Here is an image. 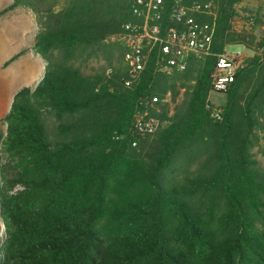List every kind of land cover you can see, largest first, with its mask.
<instances>
[{
  "label": "trees",
  "instance_id": "1",
  "mask_svg": "<svg viewBox=\"0 0 264 264\" xmlns=\"http://www.w3.org/2000/svg\"><path fill=\"white\" fill-rule=\"evenodd\" d=\"M241 1L220 0L214 53L228 44L264 45L231 29ZM130 2L69 0L39 35L45 71L14 94L2 118L0 264H264V173L252 156L264 112V52L238 72L222 119L211 116L209 102L215 55L201 62L186 110L168 117L165 99L183 72L156 70L153 55L131 87L126 68L105 76L71 63L134 20ZM53 50L62 61L49 56ZM137 106L160 118L154 134L135 132ZM46 107L62 123L72 117L71 128L84 134L50 140L40 119ZM202 148V168L183 181L166 180L176 159Z\"/></svg>",
  "mask_w": 264,
  "mask_h": 264
},
{
  "label": "rangeland",
  "instance_id": "2",
  "mask_svg": "<svg viewBox=\"0 0 264 264\" xmlns=\"http://www.w3.org/2000/svg\"><path fill=\"white\" fill-rule=\"evenodd\" d=\"M216 1L219 4L220 12V0ZM13 2L14 0H0V130H6V123L2 118L9 111L14 94L23 86L34 87L38 83L40 77L32 79V74L39 73L42 75L44 73L48 62L37 51V40L46 27L55 26L58 14L68 6L69 0H23L17 7L2 12ZM235 8L237 13L231 19V29L247 35V39L253 40L255 43L262 42L264 30L261 28L247 29L242 23V14L248 8L261 11L264 8V0H242L235 5ZM20 51L23 53L17 59L5 64L9 58ZM226 51L244 53L247 56L244 67L254 56L261 54L258 45L251 50L243 44H228ZM49 56L56 61H62L63 58L58 50L51 51ZM207 57L195 58L190 68L186 72L180 73L174 80L176 92H169L165 99L170 105L168 117H172L176 113H183L186 110L198 69L201 62ZM71 63L86 72L105 76L112 73H108L109 69L123 71L126 68L121 46L116 42H109L104 39L95 49L83 50L82 53L76 54ZM226 100L227 95L225 93L212 91L209 95L210 105L213 106L225 105ZM40 119L52 141H67L84 134L80 130L71 128L72 117H64L62 123L53 109L49 107L41 109ZM239 120L240 118H237V121ZM255 132L256 139L252 147V156L264 173V112L262 116H259V123ZM206 155L204 148L201 150L194 149L190 152V156L176 159L165 173L166 180L168 182H180L188 175L195 174L200 167H203V159ZM1 183L0 170V185ZM193 200L196 201V197ZM5 236V225L0 214V246Z\"/></svg>",
  "mask_w": 264,
  "mask_h": 264
},
{
  "label": "built area",
  "instance_id": "3",
  "mask_svg": "<svg viewBox=\"0 0 264 264\" xmlns=\"http://www.w3.org/2000/svg\"><path fill=\"white\" fill-rule=\"evenodd\" d=\"M134 20L124 22L121 28L105 41L118 43L124 49L126 86L138 83L152 55L156 70L172 74L184 72L194 58L216 56L212 73L213 91L227 93L238 72L244 67V53L213 52V41L218 25L219 4L216 0H131ZM242 23L249 30H264V8L261 11L244 10ZM264 52V45L259 46ZM112 69L108 70L111 73ZM159 101L153 97L151 106ZM150 107L137 106L133 114V128L141 138L154 134L161 120L150 113ZM211 116L222 119V109L214 106ZM138 140L133 142L137 145Z\"/></svg>",
  "mask_w": 264,
  "mask_h": 264
},
{
  "label": "crops",
  "instance_id": "4",
  "mask_svg": "<svg viewBox=\"0 0 264 264\" xmlns=\"http://www.w3.org/2000/svg\"><path fill=\"white\" fill-rule=\"evenodd\" d=\"M41 76L42 75H40L39 73H34V74H32V79H35V78H38V77H40V79H41ZM40 79L38 80V82L40 81Z\"/></svg>",
  "mask_w": 264,
  "mask_h": 264
}]
</instances>
